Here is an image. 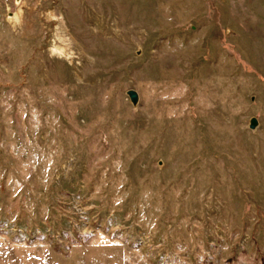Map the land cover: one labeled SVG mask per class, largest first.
Masks as SVG:
<instances>
[{"label": "rangeland", "instance_id": "rangeland-1", "mask_svg": "<svg viewBox=\"0 0 264 264\" xmlns=\"http://www.w3.org/2000/svg\"><path fill=\"white\" fill-rule=\"evenodd\" d=\"M0 264H264V0H0Z\"/></svg>", "mask_w": 264, "mask_h": 264}, {"label": "water", "instance_id": "water-1", "mask_svg": "<svg viewBox=\"0 0 264 264\" xmlns=\"http://www.w3.org/2000/svg\"><path fill=\"white\" fill-rule=\"evenodd\" d=\"M128 95H129V97H130V100H131L133 103H136V102H137V100H138V96H137V93H136L135 91H129V92H128ZM255 124H256V121L253 120V126H252L253 129H254Z\"/></svg>", "mask_w": 264, "mask_h": 264}]
</instances>
